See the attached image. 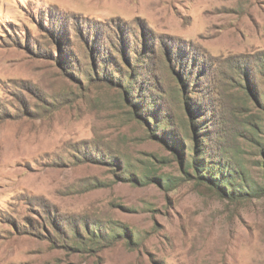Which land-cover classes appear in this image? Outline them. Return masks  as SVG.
<instances>
[{
    "label": "rangeland",
    "instance_id": "374dc122",
    "mask_svg": "<svg viewBox=\"0 0 264 264\" xmlns=\"http://www.w3.org/2000/svg\"><path fill=\"white\" fill-rule=\"evenodd\" d=\"M263 159L264 0H0V264H264Z\"/></svg>",
    "mask_w": 264,
    "mask_h": 264
},
{
    "label": "trees",
    "instance_id": "16d2710c",
    "mask_svg": "<svg viewBox=\"0 0 264 264\" xmlns=\"http://www.w3.org/2000/svg\"><path fill=\"white\" fill-rule=\"evenodd\" d=\"M166 128V125H165ZM157 130H159L157 128ZM254 133L257 135L259 131L257 129H254ZM196 152V150H195ZM235 164H230L229 169L227 170L226 167H223L224 165H219L220 170H218L220 173L217 175L215 172H212L209 170L206 177L212 181H214V184L221 185L226 192V195H235L237 192L240 193L243 189H245V186L254 193L261 196H264V159L262 160V163H260V166L263 169V175L262 180H255L252 184H250L246 178V175H244V172L239 170ZM195 166L199 169L201 168L197 163H195ZM213 169L216 170L217 165H214ZM219 169V168H218ZM207 172V171H206Z\"/></svg>",
    "mask_w": 264,
    "mask_h": 264
}]
</instances>
